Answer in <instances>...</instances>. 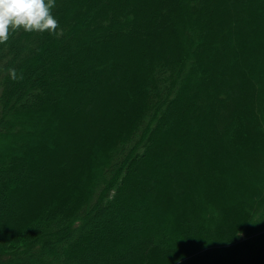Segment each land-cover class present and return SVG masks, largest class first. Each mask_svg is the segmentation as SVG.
Instances as JSON below:
<instances>
[{"label":"trees","instance_id":"obj_1","mask_svg":"<svg viewBox=\"0 0 264 264\" xmlns=\"http://www.w3.org/2000/svg\"><path fill=\"white\" fill-rule=\"evenodd\" d=\"M51 14L59 36L0 45V264H264V0ZM101 89L62 157L56 121L79 131L81 92Z\"/></svg>","mask_w":264,"mask_h":264},{"label":"clouds","instance_id":"obj_2","mask_svg":"<svg viewBox=\"0 0 264 264\" xmlns=\"http://www.w3.org/2000/svg\"><path fill=\"white\" fill-rule=\"evenodd\" d=\"M56 0H0V45L6 44L12 33L23 30L26 33L47 32L59 36V22L51 14ZM7 74L13 81L23 79L15 68H8Z\"/></svg>","mask_w":264,"mask_h":264},{"label":"rangeland","instance_id":"obj_3","mask_svg":"<svg viewBox=\"0 0 264 264\" xmlns=\"http://www.w3.org/2000/svg\"><path fill=\"white\" fill-rule=\"evenodd\" d=\"M125 45L128 43V39H125L124 42H123ZM122 49L125 48V46L121 47ZM88 53V51H87ZM117 63H115L114 65L116 66ZM90 69V65L85 67L83 70H81L82 72L84 71H87ZM120 77V74L119 73H116L115 74V79H118ZM114 78V77H113ZM109 86H113V87H117L119 88L120 85L116 82V80H112L110 78H108V81L106 83V87H109ZM96 93H90V92H87L86 90L81 92V101H80V113H79V116H78V121L76 123V125L79 127V131H72L70 129H67L66 127L62 126V124H60L58 121H56V128H55V131H59L61 133L62 131V135H67L68 134H71L73 137V140H72V143H70V145H66L64 150H63V153H62V157L64 158H68L70 157V152H71V149L73 147H77L80 145L81 143V140H82V133L84 132V130H86L87 128H89V122L92 118H94L96 115H97V108H98V104L105 100H109L108 98V95L105 94V92H102V89L100 91L97 92V94L95 95ZM92 100H95V106L94 107H91L89 102L92 101ZM65 105L67 107H70V105L73 104V98H69L67 99L66 101H62L60 103V105ZM109 104V102H108ZM53 110V109H52ZM51 110V111H52ZM44 111H47V108L44 109ZM54 111V110H53ZM78 133V134H77ZM59 138L58 135H56ZM50 160L48 161H51L54 166L58 164V161L57 160H53L52 157H49ZM53 166V167H54ZM48 176V174H47ZM43 181L39 182L33 189L32 191V195H35L37 193L38 195V192L40 190V187H41V184H42ZM36 189H37V192H36ZM40 195V193H39ZM0 206L2 207V201L0 200ZM23 208H28L26 206H22V209ZM117 215L115 216H112V220H117ZM155 224V220L153 222ZM81 246V245H80ZM83 247V246H81ZM1 248V247H0ZM79 248V247H78ZM54 258H52V256L50 255H46L45 258H43V264H53V261ZM24 264H31L30 260L28 259H24ZM73 264H76V262H73Z\"/></svg>","mask_w":264,"mask_h":264}]
</instances>
